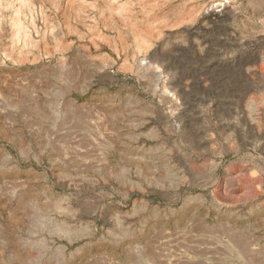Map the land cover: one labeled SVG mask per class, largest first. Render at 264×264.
Wrapping results in <instances>:
<instances>
[{"label":"rangeland","instance_id":"rangeland-1","mask_svg":"<svg viewBox=\"0 0 264 264\" xmlns=\"http://www.w3.org/2000/svg\"><path fill=\"white\" fill-rule=\"evenodd\" d=\"M0 120V264H264V0H0Z\"/></svg>","mask_w":264,"mask_h":264},{"label":"water","instance_id":"water-1","mask_svg":"<svg viewBox=\"0 0 264 264\" xmlns=\"http://www.w3.org/2000/svg\"><path fill=\"white\" fill-rule=\"evenodd\" d=\"M0 124H1V120H0ZM16 162L17 163H20L21 162V159L20 158H17L16 159ZM45 162V164H47V161H44ZM28 165H34L35 163L33 162V161H29L28 163H27ZM3 177H1V179H2ZM51 186H52V188H54L55 186H56V184L53 182V181H51ZM73 191H74V189H72ZM149 200L150 201H154L155 199L154 198H149ZM106 206H112V207H119V205L118 204H114V203H112V202H107L106 203ZM7 212V207H6V205L3 203V201H2V199L0 200V213H1V217L2 218H4L5 217V213ZM96 219V218H95Z\"/></svg>","mask_w":264,"mask_h":264}]
</instances>
